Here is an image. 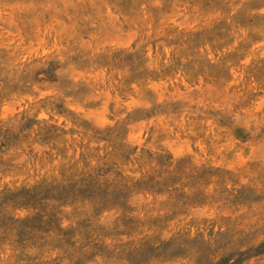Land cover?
<instances>
[{"label": "rangeland", "instance_id": "374dc122", "mask_svg": "<svg viewBox=\"0 0 264 264\" xmlns=\"http://www.w3.org/2000/svg\"><path fill=\"white\" fill-rule=\"evenodd\" d=\"M0 264H264V0H0Z\"/></svg>", "mask_w": 264, "mask_h": 264}]
</instances>
